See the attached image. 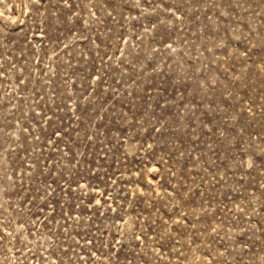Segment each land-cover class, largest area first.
Instances as JSON below:
<instances>
[{
	"label": "rangeland",
	"instance_id": "1",
	"mask_svg": "<svg viewBox=\"0 0 264 264\" xmlns=\"http://www.w3.org/2000/svg\"><path fill=\"white\" fill-rule=\"evenodd\" d=\"M0 264H264V0H0Z\"/></svg>",
	"mask_w": 264,
	"mask_h": 264
}]
</instances>
